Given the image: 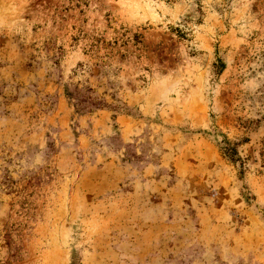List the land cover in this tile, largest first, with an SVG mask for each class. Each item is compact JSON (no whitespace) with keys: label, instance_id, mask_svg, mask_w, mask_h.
Masks as SVG:
<instances>
[{"label":"rangeland","instance_id":"obj_1","mask_svg":"<svg viewBox=\"0 0 264 264\" xmlns=\"http://www.w3.org/2000/svg\"><path fill=\"white\" fill-rule=\"evenodd\" d=\"M0 264H264V0H0Z\"/></svg>","mask_w":264,"mask_h":264}]
</instances>
